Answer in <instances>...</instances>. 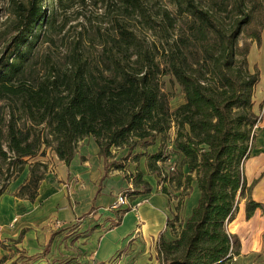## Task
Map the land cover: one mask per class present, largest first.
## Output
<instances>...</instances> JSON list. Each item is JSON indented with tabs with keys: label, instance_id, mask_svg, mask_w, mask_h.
<instances>
[{
	"label": "trees",
	"instance_id": "16d2710c",
	"mask_svg": "<svg viewBox=\"0 0 264 264\" xmlns=\"http://www.w3.org/2000/svg\"><path fill=\"white\" fill-rule=\"evenodd\" d=\"M47 1L60 7L67 0ZM120 1L124 13L127 6L132 12L137 8L136 0ZM173 1L175 18L170 21L185 26H177L179 32L166 49L148 48L117 23L94 58L72 50L64 70L51 65L41 76L32 71V62L37 44L46 37L44 30L53 26L55 11L47 10L44 0L13 4L0 53V102L6 105L0 107V158L6 160V146L16 179L24 170L22 161L37 156L40 147L50 148L69 166L77 144L91 137L106 175L113 167L108 166L113 151L125 149L129 157L159 138V151L147 157L146 168L161 178V193L177 204L166 222L172 240L161 237L157 242L158 264H229L241 256L237 236L227 230L239 201H244L246 220L264 209L252 198L260 179L248 185L244 175L260 122L252 111L259 72L249 71L248 48L239 46L241 35L259 46L260 31L244 0H220L213 9L196 0ZM231 1L236 15L225 24L216 14L228 13ZM167 75L184 96L174 111L161 86ZM171 129L180 168L166 175L158 164L164 160V138ZM35 167L45 169L43 164ZM43 177L32 168L17 197L33 202ZM126 181L135 190L132 195L151 192L137 170ZM193 183L198 201L182 220Z\"/></svg>",
	"mask_w": 264,
	"mask_h": 264
},
{
	"label": "crops",
	"instance_id": "0c3cea01",
	"mask_svg": "<svg viewBox=\"0 0 264 264\" xmlns=\"http://www.w3.org/2000/svg\"><path fill=\"white\" fill-rule=\"evenodd\" d=\"M248 62L259 72L252 111L258 115L261 105L264 118V36L259 46L251 47ZM263 132L264 125L259 138L264 137ZM172 136L171 142L174 133ZM87 141L89 147L81 146L69 166L55 158L56 167L41 182L33 202L12 195L22 181L13 184L0 197L2 233L11 235L14 241L18 240L15 248L24 253L25 259L17 263L158 264L156 246L159 238L162 237L165 241L173 238L166 222L173 217L174 203L163 194H138L129 206L124 205L125 208H122L129 211L124 212L119 222L111 226L114 218L105 208L111 204L110 199L113 200L109 197L111 190L118 185L122 186V182H114L110 173L104 177V162L98 157V148L93 138ZM261 144L264 145V141ZM159 148L158 140L145 149L138 147L131 154L133 157L142 155L138 162H134V170L141 173L143 181L148 183L151 191L152 185L145 179L146 176H153L146 168L147 157L156 154ZM170 148L172 149V143ZM246 165H251L250 172L255 173L259 171L262 163L255 157ZM135 172L131 173L134 175ZM124 186L131 185L124 182ZM253 191L258 194L253 200L264 208V177ZM197 201L198 191L193 183L192 193L182 210L183 220L190 215ZM92 207L96 209L95 216L91 215ZM257 214L261 215V211L257 210L252 218ZM14 219H17L16 223L8 229L7 224ZM128 219L129 223L126 225ZM123 227H126L125 230ZM120 229L123 232L119 234ZM110 236L113 239H108ZM51 237L52 241L45 252ZM118 238L122 242L126 241L124 252L119 254L116 252ZM255 253L246 258V264H253V256L260 255V252Z\"/></svg>",
	"mask_w": 264,
	"mask_h": 264
},
{
	"label": "rangeland",
	"instance_id": "374dc122",
	"mask_svg": "<svg viewBox=\"0 0 264 264\" xmlns=\"http://www.w3.org/2000/svg\"><path fill=\"white\" fill-rule=\"evenodd\" d=\"M19 1L20 0H0V53L5 40L7 39L6 34L8 28H10V13L12 11V6ZM44 1L47 3V10H50V8L53 7L55 11L53 12V17L55 20L50 29L44 30L46 37H44L42 41L37 44L35 49L32 71L35 74H38V76L43 75L47 71V68L51 65H56L61 71L64 70L67 64L68 55L72 50H84L85 52L90 53L91 57L94 58L103 47L102 41L106 39L108 35H113V28L117 23L125 26L127 30L133 32V34L139 40L144 41L150 49H153L154 46L158 49L159 47L166 49L167 44H170L179 32L177 26H180V28L185 26L184 23H179V21L176 25L170 21L172 18H175V3L173 0H136L137 8L134 9L135 11L132 12L131 8L127 6L128 9L126 8V13H124L125 4H123L120 0H67L66 2L64 1L63 5L60 7H57L55 3L51 4L47 0ZM196 1L208 9H213L215 4L220 2V0ZM244 1L247 11L252 17V22L260 31V36L262 38L264 36V0ZM49 12L50 11L46 12L45 16H48L50 14ZM235 15V5L234 2L231 1L229 12L226 14H216V17L222 20L225 24H228ZM255 45L256 44L254 42L246 39L243 35L240 36L239 46L248 48V56L251 47ZM248 56V69L251 73H254L256 68L252 64H249ZM161 86L163 92L169 96L171 111H174L178 106L184 103V96L181 89L172 77L168 75L164 76L161 79ZM0 107H6L5 103L0 102ZM257 112L258 115L255 116L260 118V122L258 126L255 127L256 137L252 144L249 159L244 164V175L248 185L251 184L253 180H261L264 177V145L261 144L264 141V137L259 138L261 129L264 125L261 105L259 106ZM39 130H41V127ZM173 133L174 129H171L164 138V160L158 164L161 171L166 175L177 172L180 168L179 158L170 148ZM262 136H264V132L262 133ZM90 138L91 137L85 138L77 144L76 153H78L81 146H86L87 148L89 147V141L87 140ZM158 140L159 138L156 141ZM3 151L6 153V160L4 161L0 158L1 196L6 194L8 190L14 186L13 184L22 181L19 187L12 194L17 197L20 187L25 185L29 180L32 168L36 169L37 176H44V179L46 175L51 173L56 167L55 158L57 157L54 152H52L50 148L42 146L40 147L37 156L32 159L22 161L24 162V170L20 176L14 179L16 170L9 164L13 156L8 152L6 146H3ZM135 151L137 150L135 149L134 152ZM255 157L262 163V165L259 171L252 173L250 172L251 165L247 166L246 164L250 159ZM133 158L134 157L132 155L127 157V150L123 149L117 151L114 159L108 161V166L111 165L113 167H109L107 173L112 175L111 177L114 182H122V186L118 185V187L116 186L115 189L113 188L111 190V193L109 194V197L113 198V200L110 199L111 204H113L118 194L124 195L127 201L125 205L127 206H129L135 197H137L136 195H132L134 192L132 186H124V182L127 183V177L133 176L131 172H135ZM38 164H43L45 169L35 167ZM172 168L174 171H172ZM106 176L107 174L105 177ZM145 179H147L152 185V193L155 192L162 194L161 189L164 184L157 174H153V176H146ZM41 182L38 185L37 193ZM127 185L131 184L127 183ZM166 187L168 188V186ZM257 195V192L255 193L252 191L253 199H255V196ZM173 199L174 198L168 200L176 205L177 202ZM110 205L107 206L105 210L112 213L114 220L112 221L111 226H113L115 225V222L120 220L125 210L122 208L125 207L123 205L118 209L113 210L110 208ZM95 211L96 209L92 207V216L96 215ZM180 218L182 220L184 218L182 211L180 213ZM15 220L17 219L12 220L6 227L11 229L13 224L16 223ZM128 223L129 219L125 224L127 225ZM125 228L126 227H123L124 230ZM123 229H120V232L118 233H122ZM227 230L229 233L237 236L241 246V256L234 259L229 264H246V258L253 255L255 252H260V255L253 256L252 263H263L264 209L261 211V215L257 214L254 218L246 220L244 215V201L240 200L235 220L227 225ZM8 235H3L2 228L0 226V264H19L17 261L25 259V257H23L24 253L15 248V244L18 240L14 241L11 239V235H9L10 237H8ZM108 239H113V236H110ZM125 242L126 241L122 242L121 239L118 238L116 248V252L118 254L124 252L126 246Z\"/></svg>",
	"mask_w": 264,
	"mask_h": 264
},
{
	"label": "built area",
	"instance_id": "2783aa9c",
	"mask_svg": "<svg viewBox=\"0 0 264 264\" xmlns=\"http://www.w3.org/2000/svg\"><path fill=\"white\" fill-rule=\"evenodd\" d=\"M260 121V118H259ZM172 171H174V169L172 168ZM126 198L124 197L123 194H118L115 198V201L113 202V204L110 205V208L113 210L118 209L119 207L123 206L126 204ZM16 221V220H15Z\"/></svg>",
	"mask_w": 264,
	"mask_h": 264
}]
</instances>
